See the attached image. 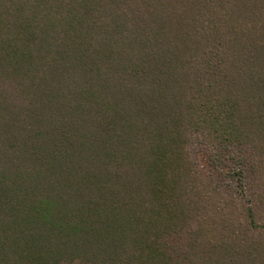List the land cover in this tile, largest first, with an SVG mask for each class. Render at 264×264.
<instances>
[{
	"label": "trees",
	"instance_id": "trees-1",
	"mask_svg": "<svg viewBox=\"0 0 264 264\" xmlns=\"http://www.w3.org/2000/svg\"><path fill=\"white\" fill-rule=\"evenodd\" d=\"M0 264H264V0H0Z\"/></svg>",
	"mask_w": 264,
	"mask_h": 264
},
{
	"label": "rangeland",
	"instance_id": "rangeland-1",
	"mask_svg": "<svg viewBox=\"0 0 264 264\" xmlns=\"http://www.w3.org/2000/svg\"><path fill=\"white\" fill-rule=\"evenodd\" d=\"M191 153L199 171L216 182L224 196L246 204L254 197L256 191L255 177L245 173L242 174L243 181L236 179L234 172L238 170V166L233 160L227 156H222L220 160L212 164L208 158V148L200 143L192 144Z\"/></svg>",
	"mask_w": 264,
	"mask_h": 264
}]
</instances>
